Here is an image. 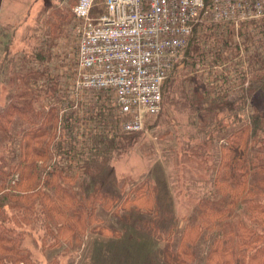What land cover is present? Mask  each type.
<instances>
[{
	"label": "rangeland",
	"instance_id": "1",
	"mask_svg": "<svg viewBox=\"0 0 264 264\" xmlns=\"http://www.w3.org/2000/svg\"><path fill=\"white\" fill-rule=\"evenodd\" d=\"M75 2L0 0V110H11L9 102L21 93L33 108L32 111L27 106L21 119L26 122L34 112L40 124V116L47 117L44 128L50 127L54 134L52 151L40 163L75 165L77 160H66L65 151L76 144V151H84V157L78 156L83 164L89 156V140L100 136L108 151L104 150L106 158L101 161L112 166L107 177L109 181L125 183L124 194L143 183L151 186L155 176L167 178L176 225H172V233L162 225L155 233L140 230L138 240L126 237L113 243L115 234L123 229L121 220L111 210L98 208L107 230L87 231L81 242L75 243L74 237L66 238L67 232H57L58 225L47 212L48 204L42 205L45 199L41 197V220L27 219L21 222L22 226L12 225L18 231L16 245L12 252H6L9 243L0 250V264H171L164 261L163 250L168 243L175 250L185 221L198 216L199 196L210 178L211 172L202 170L210 155H202V151L216 150L217 155V145L223 143L217 142L218 134L252 127V107L247 104L252 96L246 88L257 73L253 68L259 71L258 78L264 77V15L239 23L213 22L208 18L196 26L183 59L165 83L162 111L150 116L143 130L126 132L109 92L75 87L79 23L71 10ZM103 11L102 5L95 8L96 14ZM51 22H55V28L50 27ZM236 102L235 108L230 105ZM216 104L224 109L219 114ZM23 126L18 123L11 128L19 130ZM252 135L249 134V146ZM58 143L63 146L59 155ZM251 146L257 147L254 143ZM36 185L37 180L30 193ZM38 188L50 196L55 192L43 180ZM214 234L215 231L209 238H200L196 245L199 257L186 264H205V253L213 244ZM25 245L30 250L27 262L21 261ZM129 246L130 254L126 253Z\"/></svg>",
	"mask_w": 264,
	"mask_h": 264
},
{
	"label": "trees",
	"instance_id": "2",
	"mask_svg": "<svg viewBox=\"0 0 264 264\" xmlns=\"http://www.w3.org/2000/svg\"><path fill=\"white\" fill-rule=\"evenodd\" d=\"M54 24L51 22L50 27ZM252 71L259 72L254 68ZM257 73L254 77L252 75L246 88L252 96L247 102L252 107L249 117L252 127L242 126L229 133L218 134L217 142L223 140V143L217 145V155L216 150L202 151V155H210L204 160L207 165H203L202 170H209L211 174L204 193L199 196L200 212L194 219H186L175 250L171 243L165 246L163 259L167 263L186 264L199 257L198 241L202 237L209 238L215 231L213 244L205 253V264H264V77L258 78ZM19 94L9 102L11 110H0V250L6 249L8 243L12 247L9 246L6 252L14 250L18 231L12 225L22 226L27 219L29 222L41 220L40 212L43 214V211L38 202L41 197L45 199L42 205L48 204L45 205L47 212H51L58 225L57 232H67L66 238L74 237L75 243H80L87 231L107 230L101 215L98 216V208L111 210L121 220L123 229L115 234L113 243H120L126 237L138 240L140 230L155 233L162 225L172 233V225L176 222L168 198L172 197V192L167 178L155 176L151 186L143 183L130 187L124 194L125 183L109 181L107 177L112 166L101 161L106 158V147L100 136L99 139L94 137V141L89 140V156L83 164L79 162V155L84 157V151L82 148L76 151L79 148L76 144L65 151L66 160H77L75 165H63L58 161L51 165L40 163L52 151L54 134L50 127L44 128L47 117L40 116L41 125L34 112V117L30 115L26 122L21 119L20 115L25 113L27 106L32 111L33 108L30 101ZM12 102H17V105ZM235 104L237 102L230 103L234 108ZM220 106L216 104L218 114L224 110ZM18 123L24 126L12 130L13 124L17 126ZM249 134H253L252 143L257 147L253 148L252 143L249 146ZM126 136L122 138L125 140ZM58 144L59 155L63 146ZM112 148L115 147L112 145ZM36 180V189L30 193ZM42 180L45 185L54 187L55 192L51 196L38 188ZM51 246L57 244L52 243ZM131 252L129 246L126 253ZM29 259L30 250L25 245L21 261Z\"/></svg>",
	"mask_w": 264,
	"mask_h": 264
},
{
	"label": "built area",
	"instance_id": "3",
	"mask_svg": "<svg viewBox=\"0 0 264 264\" xmlns=\"http://www.w3.org/2000/svg\"><path fill=\"white\" fill-rule=\"evenodd\" d=\"M98 5L104 7L95 13ZM75 87L109 92L126 132L144 129L164 105V85L194 28L264 15V0H76Z\"/></svg>",
	"mask_w": 264,
	"mask_h": 264
},
{
	"label": "crops",
	"instance_id": "4",
	"mask_svg": "<svg viewBox=\"0 0 264 264\" xmlns=\"http://www.w3.org/2000/svg\"><path fill=\"white\" fill-rule=\"evenodd\" d=\"M5 5H6V4H5ZM8 5H9V4H8ZM4 10H5V8H4ZM1 19H3V18L1 17V14H0V20H1Z\"/></svg>",
	"mask_w": 264,
	"mask_h": 264
}]
</instances>
